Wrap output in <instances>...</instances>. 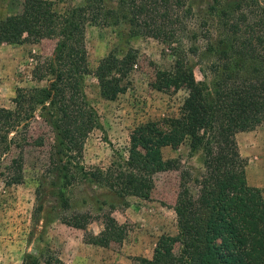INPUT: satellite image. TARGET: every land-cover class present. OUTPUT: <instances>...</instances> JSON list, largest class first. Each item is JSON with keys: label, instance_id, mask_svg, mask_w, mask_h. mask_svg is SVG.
I'll use <instances>...</instances> for the list:
<instances>
[{"label": "trees", "instance_id": "1", "mask_svg": "<svg viewBox=\"0 0 264 264\" xmlns=\"http://www.w3.org/2000/svg\"><path fill=\"white\" fill-rule=\"evenodd\" d=\"M16 1L20 12L0 18V45L46 38L56 43L51 56L32 71L35 79L47 83L18 88L14 107L0 106V153L18 150L7 166L6 183H20L27 149L45 145L42 133H30L32 124L41 120L51 131L45 171L56 190L54 212L62 223L82 229L85 242L107 246L124 238V225L107 212L103 229L90 233L93 218L88 211L67 214L71 199L66 190L89 179L117 197L149 200L154 176L179 169L178 159H164L161 148H176L188 140L191 152H203L204 165L195 180L197 195L189 192L184 180L178 194L187 210L190 236L165 237L151 259L137 258L139 264H264V197L247 183L246 160L236 140L238 132L264 122V0H214L200 17V43L195 31L188 35L193 16L189 0H84L61 12L48 0ZM121 20L127 21L130 37H152L169 48L172 64L156 71L152 87L164 92L186 89L187 95L179 114L167 119L166 130L155 122L143 124L130 135L126 156L112 149L110 165L87 167L84 144L100 121L87 100L83 78L93 73L100 95L114 100L125 91L124 77L136 54L131 48L121 58L109 52L91 71L85 27ZM191 55L208 59V80L196 79ZM100 203L106 205L105 200ZM176 240L179 247L173 252ZM21 264L68 263L45 249L25 255Z\"/></svg>", "mask_w": 264, "mask_h": 264}, {"label": "rangeland", "instance_id": "2", "mask_svg": "<svg viewBox=\"0 0 264 264\" xmlns=\"http://www.w3.org/2000/svg\"><path fill=\"white\" fill-rule=\"evenodd\" d=\"M48 1L58 12L84 3V0ZM213 1L189 0L193 16L188 20V35L195 31L198 34L195 40L199 43L202 41L199 32L203 31L199 27L200 17L206 14ZM20 10L16 0H0V18ZM55 43V38H46L36 43L0 45V106L13 108L12 99L18 88L41 87L47 83L35 79L32 71L39 61L51 56ZM85 46L91 71L109 52L121 58L131 48L136 54L135 63L124 77L125 91L114 100H106L100 95L93 73L83 78L87 100L96 109L100 121V126L85 141L83 163L87 167H107L112 161V149L127 155L130 135L137 127L155 122L158 128L166 130L167 119L179 114L187 91L164 92L152 87L156 71L169 68L173 58L168 46L160 40L147 36L130 37L126 20L110 25L87 24ZM189 59L196 79L203 80L208 59L203 55H191ZM205 79L208 80L209 75ZM30 133L33 137L42 133L45 145L27 149L20 183H6L10 175L7 166L18 150L0 153V264H21L25 255H38L45 249L54 251L68 264H139L137 258L151 259L154 249L165 237L190 236L187 210L178 194L184 180L189 192L197 195L199 187L195 180L204 172V165L203 152H191L188 140L176 148H161L164 159H178L179 169L154 176L149 200L135 196L117 197L89 179L66 190L71 199L67 214L88 211L93 218L88 225L90 233L97 235L103 229L102 219L107 212L124 225V238L105 246L85 242L82 229L59 220L53 210L56 190L51 185V176L45 171L51 131L38 119L32 124ZM236 140L239 152L246 160L247 183L259 188L264 197V122L253 130L238 132ZM103 200L106 205H101ZM110 204L114 207L109 208ZM38 205H42L41 211L37 209ZM178 247L176 240L173 252ZM162 257L164 259L166 254Z\"/></svg>", "mask_w": 264, "mask_h": 264}]
</instances>
